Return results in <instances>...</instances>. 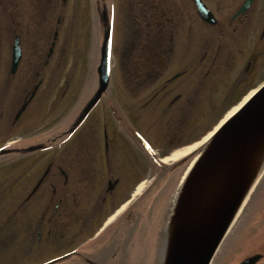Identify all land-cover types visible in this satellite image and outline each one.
I'll return each mask as SVG.
<instances>
[{"label": "rangeland", "instance_id": "1", "mask_svg": "<svg viewBox=\"0 0 264 264\" xmlns=\"http://www.w3.org/2000/svg\"><path fill=\"white\" fill-rule=\"evenodd\" d=\"M30 3V10L28 11L31 24L45 27L40 32L42 38H37L38 32L35 36L36 39L33 36L31 41L26 43L27 57L28 55L32 57L34 51L44 55L50 46L55 29L57 30V37L46 69L41 74L42 85L30 104L31 108L24 113L13 132L0 136V147L6 141L15 138L20 140L16 145L23 146L45 142L69 126L76 110L87 100L96 85V69L104 28L101 16L102 9L108 12L110 21L112 64L109 90L106 92L108 97H104L102 104L107 105L111 100L113 104H115L114 101H122L126 104V108L138 104L139 77L133 70L136 63L134 57L137 50L139 0H67L64 9L58 0H51L47 7L44 6L43 8V4L37 3L36 0H31ZM208 3L211 5L214 1L210 0ZM53 4L54 9H52ZM39 6L42 9H38ZM59 15H61V22L58 24L56 20ZM191 15L195 18L193 12ZM192 20L194 32L184 47L187 49L188 45L191 44L193 45L192 51L200 52L202 49L200 42L204 39L203 26L195 19ZM263 24L264 14L261 19L255 20L253 23V41L250 44L247 42L239 44L240 53L233 61L231 60V65L228 66V72L225 75L229 85L246 66L250 46L254 47L255 51L259 49L264 51V41L258 42ZM37 29L39 27L32 26V30ZM208 29V34L214 36L209 44L210 52L214 53L216 51L215 30L214 28ZM33 34L35 33L33 32ZM182 35L184 38L186 37L184 34ZM33 41L37 42L33 43ZM232 49L230 46L228 51ZM249 78L251 81L246 82L247 86L243 95L264 82V52L257 55L255 66ZM4 100L8 102L14 100L16 103L18 100L21 101L20 95L11 91L4 95ZM211 108L207 102L201 103L199 109L201 113L197 111L201 118L190 117L189 125L191 123L198 125L200 122L202 123L203 118H206V121L210 120L211 117L205 113ZM117 109L122 114V109L119 107ZM143 114L146 116L147 112H139V123L145 122L141 120ZM105 115L110 118V114L106 113ZM220 117L221 115L212 117L210 123L212 124L213 121L215 123ZM210 123H205L204 120L202 124L209 126ZM204 129L206 126H203L197 134H192V131H184L187 133H184L180 141L182 143L190 142L199 137ZM68 138L59 149L39 150L30 153V156L24 153H9L0 156V264H41L69 251L82 252L83 258L89 256L98 264H160L164 242L161 227L165 224L164 218L168 215L171 200L178 184L177 175L175 177L177 180L174 179L170 185L163 187L167 197L165 206L161 203L152 209L149 216V212H146L145 216L140 218V224L139 222L137 224L140 204L151 197V191L155 190V188L147 187L143 189L145 198L143 202L138 203L139 200H137L133 205H130L129 208L134 209L131 213H129L130 209H127L124 213L126 216L122 221H118V219L110 225L107 223L108 225L96 237L94 235L102 227L104 221L109 218L114 205H117L121 200L123 201L128 193L118 197L113 206H110L108 202L107 206L93 221L89 222L88 220V224L84 222L96 207L97 202L100 201L102 190L100 182L89 184L85 192L83 190L79 194L76 208L80 209L82 214L87 215V217H82L76 221L72 214L63 219L60 217V220L50 219L53 203H49L48 197H34L28 202L24 201L28 188L34 183L32 180L30 181L31 184L26 187L29 178H27L25 169L26 166L28 167V163L56 162L58 159L56 152L69 148L73 136ZM65 153V157L69 158L68 152ZM157 167L153 164L150 169L143 171V175L145 176L148 171L151 173L149 176L160 174L161 171ZM18 172L23 175L17 177V182L12 184ZM262 174L264 175V172ZM263 175L255 185L240 216L224 238L211 264H235L242 256L252 251L254 245L251 247L249 244L252 229L255 241L260 239L259 244L262 241L260 237L264 232V229H261L264 225ZM44 189L48 196L50 189L46 185H44ZM66 204L68 205L65 203L64 208ZM45 208L49 209L46 215L43 214ZM133 223H135L137 230L130 227ZM82 224L85 227L80 228ZM129 227L136 230L132 236L128 233ZM39 234L40 236H38ZM79 258L76 255H70L65 260L55 264H89L84 259L80 260Z\"/></svg>", "mask_w": 264, "mask_h": 264}, {"label": "flooded vegetation", "instance_id": "2", "mask_svg": "<svg viewBox=\"0 0 264 264\" xmlns=\"http://www.w3.org/2000/svg\"><path fill=\"white\" fill-rule=\"evenodd\" d=\"M46 1L51 2L36 0L43 5ZM58 1L62 8L67 2ZM203 1L212 10L215 9L214 24L201 20L193 0H139L133 70L139 77L138 104L126 108L122 101H117L119 104L114 101L115 105H112L111 99L107 105L102 104L104 97H108L105 92L86 116H82V108H79L70 124V133L65 131L73 136L69 143L74 149L73 156L65 160L67 148L57 153L56 162L30 163L25 169L29 178L26 187L31 184L30 181L34 183L28 188L24 201L48 197L49 203H53L50 219L60 220L71 214L77 215L79 194L83 190L85 192L89 184L100 182V201L91 213L94 219L108 202L113 205L118 197L128 191L130 193L138 184L139 171L144 167L142 153L153 162L188 144L180 141L184 133L192 131V134H197L206 126L203 135L208 129L207 124H202L204 120L210 123L212 117L223 112L225 107L240 100L247 83L251 81L249 75L257 58L255 48L250 46L246 66L230 85L225 75L231 60L240 53L239 44L253 41V23L264 14V0H251L246 7L244 3L247 0H211L214 1L211 5L208 3L210 0ZM30 4L26 0H0V136L13 132L30 107L42 85L41 74L48 64L51 44L57 37L55 29L48 51L44 55L34 51L32 57H27L26 43L38 32L37 38H42V27L40 31L32 30V26L38 25L31 24ZM52 6L54 9V4ZM192 12L195 18L191 17ZM60 19L58 16L57 23ZM192 19L203 26L204 39L200 42L203 50L200 52L192 51L191 44L187 49L184 47L194 32ZM208 27L215 30L214 53L209 50L214 36L208 34ZM262 41L264 24L258 39V42ZM15 45L19 48L16 63L13 61ZM230 46L233 49L228 51ZM8 91L19 94L21 101H5L4 95ZM31 95L33 97L26 105ZM204 101L212 107L205 113L211 119L206 121L203 118L202 123L189 125L190 117L201 118L198 114ZM23 105L26 106L22 109ZM117 107L122 109L123 115ZM143 111L147 112L141 117L145 122L139 123V112ZM106 113L110 114V118ZM142 139L149 144V149L144 147ZM44 185L50 189L48 196ZM65 203L68 205L64 208ZM48 210L45 208L43 214L46 215ZM262 257L255 264H262Z\"/></svg>", "mask_w": 264, "mask_h": 264}, {"label": "water", "instance_id": "3", "mask_svg": "<svg viewBox=\"0 0 264 264\" xmlns=\"http://www.w3.org/2000/svg\"><path fill=\"white\" fill-rule=\"evenodd\" d=\"M197 6L201 17L212 22L206 7L199 1ZM110 37L105 23L97 66L99 84L84 113L108 84ZM7 151L0 149V154ZM263 157L264 85L216 132L184 179L168 226L163 264H210ZM257 259L254 255L238 264H253Z\"/></svg>", "mask_w": 264, "mask_h": 264}, {"label": "bare ground", "instance_id": "4", "mask_svg": "<svg viewBox=\"0 0 264 264\" xmlns=\"http://www.w3.org/2000/svg\"><path fill=\"white\" fill-rule=\"evenodd\" d=\"M251 94L247 95L243 101L239 102L238 104H236L231 110H229V112L226 114L225 118H231L233 116V114L238 110V108L241 107V104L250 96ZM209 135V134H208ZM196 144H192V145H189L181 150H177L175 151L174 153H172L171 155L167 156L165 158V160H172V159H176L180 156H183L184 154H186L188 151H190L191 149H193L195 147ZM262 160H264V157L262 158ZM259 161H256V164L258 163ZM264 164V162H263ZM264 167V166H263ZM262 167V168H263ZM143 184H139L138 186V189L136 192H140L143 188ZM166 256V252H165V255L164 257Z\"/></svg>", "mask_w": 264, "mask_h": 264}]
</instances>
